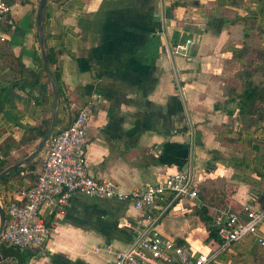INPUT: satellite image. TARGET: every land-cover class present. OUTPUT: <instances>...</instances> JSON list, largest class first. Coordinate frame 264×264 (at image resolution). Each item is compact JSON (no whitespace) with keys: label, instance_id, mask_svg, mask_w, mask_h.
Masks as SVG:
<instances>
[{"label":"crops","instance_id":"obj_1","mask_svg":"<svg viewBox=\"0 0 264 264\" xmlns=\"http://www.w3.org/2000/svg\"><path fill=\"white\" fill-rule=\"evenodd\" d=\"M40 1L8 0L9 12L0 17L4 169L34 151L41 139L25 140L26 131L52 114L48 74L41 73L34 86L20 69L40 71ZM42 28L45 52H60L58 127L85 103L92 106L89 173L128 192L188 170L198 197L168 194L140 211L127 200L76 193L63 217L46 218L51 234L45 249L25 264H113V252L127 248L152 222L163 239L180 243L195 257L208 255L207 264H264V246L255 235L223 247L195 213L200 206L214 217L220 211L242 214L246 207H262L264 105L262 116L239 121L236 100L227 102L224 89L240 92L245 78L238 74L250 50L264 49V0H46ZM246 46L248 52L241 55ZM253 65L264 63L256 59ZM251 79L264 85V71ZM5 176L0 207L6 221V205L31 179L24 170ZM258 233L264 235V219ZM20 259L18 253L0 251V264Z\"/></svg>","mask_w":264,"mask_h":264},{"label":"built area","instance_id":"obj_2","mask_svg":"<svg viewBox=\"0 0 264 264\" xmlns=\"http://www.w3.org/2000/svg\"><path fill=\"white\" fill-rule=\"evenodd\" d=\"M8 12V0H0V17ZM187 43L191 45L190 41ZM91 108L90 102L85 103L66 128L52 134L36 182L24 186L18 198L5 207L7 219L0 232V243L19 249L43 251L51 234L46 218L63 217L71 197L76 193L127 200L140 211L157 201L166 200L168 194L173 198L198 197L197 184L188 170H176L157 178L155 183L142 190L128 192L121 191L112 180L91 175L86 168ZM263 219L264 207H246L242 214L220 211L214 219V227L223 247L248 235H255L258 243L264 246V235L258 233V225ZM112 261L113 264H207L209 256L200 253L195 257L183 245L163 239L152 222L127 248L114 251Z\"/></svg>","mask_w":264,"mask_h":264},{"label":"trees","instance_id":"obj_3","mask_svg":"<svg viewBox=\"0 0 264 264\" xmlns=\"http://www.w3.org/2000/svg\"><path fill=\"white\" fill-rule=\"evenodd\" d=\"M217 21H220V19H217ZM220 24L217 26V31H219ZM248 52V46L243 47L241 49V55L244 53ZM250 53H252L245 65H243V68L239 71V76L245 78V81L243 82L242 90L238 93L235 92V87H228L226 86L224 89V93L227 94L229 97L227 99L228 101H235L236 100V105L238 107L237 111V119L242 122H248L250 121L252 116H256L257 118L262 116L263 112V105H264V85L262 84H256L252 79L251 76L259 71L262 70L264 71V65L263 66H254L253 62L254 60H261L264 63V49H251ZM60 52L58 50H53V49H48L46 52L47 56V63H48V68L49 71L52 74V77L54 79V82L56 84L57 92L59 98H61L62 95V83H61V78H60V71L57 68L59 58L58 55ZM87 60L89 62V65L91 67V64L93 62V57L89 53L87 56ZM39 67L40 71H34L32 69H25L23 67H20L23 71L27 72L30 75L31 82L34 86L38 85L40 83V76L41 73H43L45 70L43 68L41 58L39 57ZM55 66V67H54ZM54 67V68H53ZM15 70V67H13ZM18 70V69H17ZM16 84V82H14ZM238 99V100H237ZM62 101L59 100V103ZM53 104V102H52ZM79 109L75 112L69 113L68 121L67 124L64 127H58L60 123V119L56 118V124H55V129L53 132V135L58 133L60 130L66 128L76 117ZM228 113L232 114L233 111H228ZM51 122V117L48 119L43 120L39 125H36L34 127H30L27 129V137L25 140L28 139H42L45 134L47 133L49 126ZM29 140V139H28ZM50 144V140L48 143L43 147V152L46 151ZM4 163L3 161H0V172L4 170ZM7 168V167H6ZM41 169V162L38 161V158L33 159L31 162L28 164L24 165L23 167H19L16 170L10 171V173H15L19 172L20 170L26 171L28 173L31 183L30 185L34 184L36 182V179L38 177V174ZM6 178L4 176L1 181H3ZM259 201L261 203V206H264V195L259 197ZM195 213L200 217L202 221L205 222V224L208 227V230L210 232V236L213 238L218 239L216 235V229L214 227V215L213 213L206 208L205 206H200L195 209ZM213 222V224H212ZM180 244V243H179ZM0 251L1 253H18V256L21 257L20 261L18 264H25L33 255L36 253V251L32 250H19L18 248L15 247H6L5 245L0 246Z\"/></svg>","mask_w":264,"mask_h":264},{"label":"water","instance_id":"obj_4","mask_svg":"<svg viewBox=\"0 0 264 264\" xmlns=\"http://www.w3.org/2000/svg\"><path fill=\"white\" fill-rule=\"evenodd\" d=\"M45 4H46V0H41L40 1V5H39V9H38V14H37V27H38V38H39L40 45L42 47V49H41L42 62H43L42 65H43V68H44L45 72L49 76L51 90H52V94H53V104H52V114H51L50 126H49V129H48L47 133L39 141V143L37 144V147L34 149V151H32V153H30L24 159V161L22 163H18L16 165L9 166V167L5 168L3 171L0 172V181L5 176V174L9 173L10 171H13V170L18 169L20 166H22V164H28L33 159L37 158V156L42 151L43 147L50 140V138H51V136H52V134L54 132V129H55L59 96H58L56 84L54 82V79L52 77L51 72L49 71L48 63H47L46 52H45V50L43 48L44 36H43V28H42V18H43V12H44V8H45ZM0 216H1V227H0V232H1V228H2V226L4 224V222H5L4 211H3V209H1V207H0Z\"/></svg>","mask_w":264,"mask_h":264},{"label":"rangeland","instance_id":"obj_5","mask_svg":"<svg viewBox=\"0 0 264 264\" xmlns=\"http://www.w3.org/2000/svg\"><path fill=\"white\" fill-rule=\"evenodd\" d=\"M43 155H44V152H43V150H42L41 153H40V155L37 156L39 162L42 161Z\"/></svg>","mask_w":264,"mask_h":264}]
</instances>
